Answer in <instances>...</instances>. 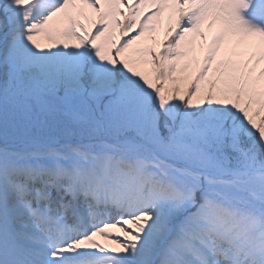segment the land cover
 <instances>
[{"label":"snow or ice","instance_id":"snow-or-ice-1","mask_svg":"<svg viewBox=\"0 0 264 264\" xmlns=\"http://www.w3.org/2000/svg\"><path fill=\"white\" fill-rule=\"evenodd\" d=\"M0 264H264V0H0Z\"/></svg>","mask_w":264,"mask_h":264},{"label":"rangeland","instance_id":"rangeland-1","mask_svg":"<svg viewBox=\"0 0 264 264\" xmlns=\"http://www.w3.org/2000/svg\"><path fill=\"white\" fill-rule=\"evenodd\" d=\"M120 19H123L122 17H120ZM148 34H145V37H143L141 39L140 42H138L139 46H143V47H150L152 46V41L149 40L147 38ZM137 45H134V47H136ZM195 70V65H191L188 69L189 72H193Z\"/></svg>","mask_w":264,"mask_h":264},{"label":"bare ground","instance_id":"bare-ground-1","mask_svg":"<svg viewBox=\"0 0 264 264\" xmlns=\"http://www.w3.org/2000/svg\"><path fill=\"white\" fill-rule=\"evenodd\" d=\"M165 16L167 15V13L164 14ZM215 31L216 29L213 28L212 30H207L205 29V32H206V36H207V39L210 41L212 36L215 34ZM160 38H163V35H164V32H163V29H161L160 33ZM99 240L100 243H105V241H103L102 239H100L99 237L97 238Z\"/></svg>","mask_w":264,"mask_h":264}]
</instances>
